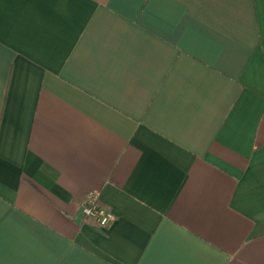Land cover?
<instances>
[{"label": "crops", "instance_id": "1", "mask_svg": "<svg viewBox=\"0 0 264 264\" xmlns=\"http://www.w3.org/2000/svg\"><path fill=\"white\" fill-rule=\"evenodd\" d=\"M0 264H264V0H0Z\"/></svg>", "mask_w": 264, "mask_h": 264}, {"label": "built area", "instance_id": "2", "mask_svg": "<svg viewBox=\"0 0 264 264\" xmlns=\"http://www.w3.org/2000/svg\"><path fill=\"white\" fill-rule=\"evenodd\" d=\"M82 218L99 227L108 226L114 219L113 212L99 202V192H89L80 207Z\"/></svg>", "mask_w": 264, "mask_h": 264}]
</instances>
